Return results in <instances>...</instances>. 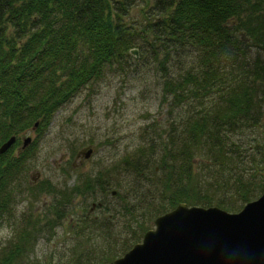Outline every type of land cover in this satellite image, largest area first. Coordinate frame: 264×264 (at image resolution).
<instances>
[{
	"label": "trees",
	"instance_id": "1",
	"mask_svg": "<svg viewBox=\"0 0 264 264\" xmlns=\"http://www.w3.org/2000/svg\"><path fill=\"white\" fill-rule=\"evenodd\" d=\"M133 46L141 56L127 53ZM145 51L161 72L169 129L155 137L140 133L146 138L130 154L72 185L58 188L44 179L31 187L36 194L51 192L44 212L54 215L44 221L48 229L65 215L70 231L85 234L123 218L130 232L119 244L114 240L113 253L138 242L148 229L132 213L141 204L149 202L153 220L179 201L236 211L260 194L264 0H0V142L34 121L40 131L103 67L141 59ZM172 59L177 67L169 71ZM175 108L182 117L172 114ZM34 140L20 153H12L13 143L0 152V220L16 194L12 183L22 170V153ZM127 171L151 179L144 186L154 192H147L148 200L136 197L133 183L119 194ZM112 191L115 201L107 205L102 197ZM75 195H99L96 207L102 206L103 214H71L67 204ZM152 198L157 201L151 207ZM32 225L18 228L2 246L0 264L23 254L42 230Z\"/></svg>",
	"mask_w": 264,
	"mask_h": 264
},
{
	"label": "rangeland",
	"instance_id": "2",
	"mask_svg": "<svg viewBox=\"0 0 264 264\" xmlns=\"http://www.w3.org/2000/svg\"><path fill=\"white\" fill-rule=\"evenodd\" d=\"M135 11V8H131L129 14L133 15ZM130 48L135 51L134 57L141 56L136 47ZM127 53L133 55L128 50ZM260 54L264 58V51ZM150 58L145 51L141 59L106 65L97 79L88 80L62 103L40 131L32 129L30 125L26 126L23 134L30 135L31 139L35 138V142L28 150L26 168L20 171L12 183L16 193L12 205L0 220V250L14 238L20 227L27 226L28 229H33L32 223L35 222L36 227H42V230L35 233L28 246L24 247L23 254L14 258L11 264H86V259L91 261L88 264H100L109 262L111 258L118 257L127 250L115 249L114 253L112 250L114 240L116 241L114 244L117 245L130 232V229L126 232L128 230L124 225L126 222L121 217L102 228L92 230L91 234H85L81 230L70 231L71 227L68 226L70 217L67 215L61 222L60 220L55 222L48 229L44 226V221L54 217L53 214L44 213L50 196L45 192L36 194L37 189L33 192L31 187L47 177L58 187L65 185L64 182H60L58 167L55 165L61 162L60 154L65 151L73 149L71 152H74L84 145H90L92 149L87 158L83 159L78 167L70 170L77 174L84 175L89 172L92 174L97 169L114 163L121 156L130 154L135 144L146 138L140 133L155 137L157 132L159 134L164 130L165 133L169 129L166 105L160 100L161 72L155 69V64ZM171 62L173 63L167 68L169 71L177 67L173 59ZM172 114L178 118L182 117L181 110L177 108ZM175 121L176 119L173 122ZM149 166L152 167V163ZM35 170L39 174L32 183L31 175ZM147 172L148 176L152 174L149 170ZM149 179L127 171L122 177V186L118 187L119 194L125 192V184L133 183L138 186L136 197L148 200L147 192L150 196L154 193L144 187L150 183ZM110 195L107 193L102 197L108 202L107 205L115 201ZM94 197L91 199L87 196L83 199L84 196L75 195L72 202L67 204L70 213L87 210L90 201L100 198L99 195ZM156 199L152 198L151 207L155 205ZM148 204L149 202H146V206L141 204V208L138 207L132 213L149 228L152 225V217L150 219L148 217L150 211ZM102 210V206L95 207L92 214L101 216ZM131 222L130 218L129 224L132 227Z\"/></svg>",
	"mask_w": 264,
	"mask_h": 264
},
{
	"label": "water",
	"instance_id": "3",
	"mask_svg": "<svg viewBox=\"0 0 264 264\" xmlns=\"http://www.w3.org/2000/svg\"><path fill=\"white\" fill-rule=\"evenodd\" d=\"M128 52L136 55L133 48ZM14 139L10 134L0 142V152ZM80 150L87 156L91 147ZM261 181L260 194L236 211L179 201L154 216L138 242L100 264H264V175Z\"/></svg>",
	"mask_w": 264,
	"mask_h": 264
},
{
	"label": "flooded vegetation",
	"instance_id": "4",
	"mask_svg": "<svg viewBox=\"0 0 264 264\" xmlns=\"http://www.w3.org/2000/svg\"><path fill=\"white\" fill-rule=\"evenodd\" d=\"M36 126V125H35ZM35 126L33 127V124H30V127L32 129H35ZM27 129V127H22L21 129H19L17 131V133H13L14 136H15V139L14 141L12 142L13 145H12V151H13V154H17V153H20L23 151V149L30 143L32 142L33 138L31 139V137L29 138L28 142L26 145H23V140L26 136H30L28 134H23L24 133V130ZM20 134H23V135H20ZM11 145V144H10ZM9 145V146H10ZM8 146V147H9ZM80 148L76 149L74 152H71V151H65L63 153L60 154V158L59 160L61 162H58L56 163L55 165L58 167V175H59V178H60V182H64L65 185L68 186L69 185H72L75 181H78L80 179H82L84 177L83 174H77V173H72L70 169H73V168H76L79 166V164L81 163V161L85 158H87V156H84L83 155V152L80 150ZM72 153V154H71ZM28 149L26 151H24L22 153V163L20 165V168H22V170H24V168H26L25 166V162L27 160V158L29 157L28 156ZM90 173V172H89ZM39 172L38 171H34V174L31 175V182L33 183L35 180H33L34 178H36L38 176ZM47 179L48 181H50L51 184H53L55 187H58L56 186V184L53 183V181L51 179H49L48 177L45 178ZM63 187V186H62ZM62 187H58V188H62ZM44 193V192H42ZM45 193H47L50 198H51V192L49 191H46ZM112 193V192H111ZM110 193V194H111ZM96 205H100L99 204V201H90V204H89V207L86 211L87 215L89 216L92 211L94 210V208L96 207ZM93 217H96L97 214H92ZM64 217L62 216L60 218V221L63 219Z\"/></svg>",
	"mask_w": 264,
	"mask_h": 264
}]
</instances>
